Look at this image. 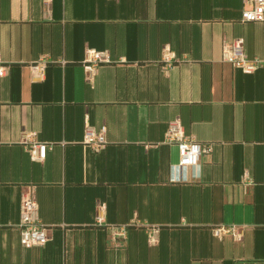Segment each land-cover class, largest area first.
<instances>
[{"label": "crops", "instance_id": "1", "mask_svg": "<svg viewBox=\"0 0 264 264\" xmlns=\"http://www.w3.org/2000/svg\"><path fill=\"white\" fill-rule=\"evenodd\" d=\"M243 9L0 0V264H264V22ZM238 38L260 61L252 72L223 58ZM87 49L112 59L92 79ZM175 119L212 145L199 165L177 166ZM87 124L106 131L101 149ZM33 142L50 145L44 160ZM27 191L49 229L43 245L21 242ZM222 225L241 237L215 235Z\"/></svg>", "mask_w": 264, "mask_h": 264}, {"label": "built area", "instance_id": "2", "mask_svg": "<svg viewBox=\"0 0 264 264\" xmlns=\"http://www.w3.org/2000/svg\"><path fill=\"white\" fill-rule=\"evenodd\" d=\"M46 6H49L51 0H43ZM242 19L246 22H264V0H244V9ZM174 55L170 51L164 52V59L167 62L166 67L171 65ZM223 58L245 72L254 71L260 64L258 59H249L245 53L244 40L238 38L224 49ZM112 62L111 56L106 50L87 49L86 70L89 79L96 74L97 68L102 63ZM7 66L0 62V75H3ZM85 141L94 149H101L107 142L106 131L98 130L94 126L87 124ZM167 140L178 146L180 160L178 167L184 168L190 165H199L201 157L212 151V145L197 140L192 135H187L180 120L170 121ZM50 145L46 143H30L29 151L34 159L44 160ZM246 179L252 182L250 175ZM97 221L103 222V216L99 215ZM21 242L24 245H43L49 240V229L43 224L39 215V206L32 191L23 193L21 201ZM215 235L221 236L227 233L235 237H241V229L237 225H222L216 227ZM126 227H116L115 234L124 236Z\"/></svg>", "mask_w": 264, "mask_h": 264}]
</instances>
